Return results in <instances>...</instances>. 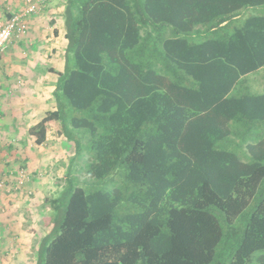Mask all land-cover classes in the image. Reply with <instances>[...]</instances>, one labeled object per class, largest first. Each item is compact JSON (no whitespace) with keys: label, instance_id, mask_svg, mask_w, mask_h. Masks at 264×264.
<instances>
[{"label":"trees","instance_id":"1","mask_svg":"<svg viewBox=\"0 0 264 264\" xmlns=\"http://www.w3.org/2000/svg\"><path fill=\"white\" fill-rule=\"evenodd\" d=\"M258 7L65 0L56 106L29 135L74 153L35 264H264Z\"/></svg>","mask_w":264,"mask_h":264},{"label":"crops","instance_id":"2","mask_svg":"<svg viewBox=\"0 0 264 264\" xmlns=\"http://www.w3.org/2000/svg\"><path fill=\"white\" fill-rule=\"evenodd\" d=\"M27 4L28 0H0V20H6ZM28 22L27 33L16 34L4 51L0 52V137H3L1 135H26L30 127L37 124L49 110L55 109L56 106L54 91L57 72L65 69L68 45L65 0H48ZM261 85L264 89V83ZM51 132L48 133L46 142L51 138ZM33 141L35 142L34 139ZM21 151L23 152V149ZM32 153V156H36L35 152ZM29 158L31 159V155ZM36 158L40 160L39 157ZM40 163L46 165L45 162ZM31 164L30 162V170L36 172V168H33ZM0 169L3 171L4 168ZM6 180L1 182L7 184ZM8 188L12 189L10 183ZM2 194L0 193V199L4 200L5 195ZM17 215L11 212L0 213V231L2 230L3 233L0 234L2 236L0 249L6 252L5 248L8 244L5 240L14 232L13 221L17 223L16 220L22 222L26 220ZM20 250L22 252L14 257L7 255L5 258H0V264H26L28 259H25V254L33 249L29 250V246L27 247L25 243L20 245Z\"/></svg>","mask_w":264,"mask_h":264},{"label":"rangeland","instance_id":"3","mask_svg":"<svg viewBox=\"0 0 264 264\" xmlns=\"http://www.w3.org/2000/svg\"><path fill=\"white\" fill-rule=\"evenodd\" d=\"M255 13H264V7L248 8L244 11L246 16ZM262 75L263 73L255 77L258 78L257 87L263 81ZM51 133V138L49 137L50 139L43 145L35 144L33 141L35 138L29 133L1 135L3 137H0V165H2L0 168H4L3 171L0 169V193L5 195V201L0 199V213L11 212V214L26 218L24 222L16 220L17 223H15L13 221L14 232L5 240L8 244L5 248L7 252L0 249V255H4L0 258H5L7 255L9 257L18 255L22 252L20 245L27 243L29 250L30 248L33 250L25 254V259H28L26 264H35L38 243L51 228L55 211L49 200L61 195L66 185L68 163L74 153L72 146L61 141L54 132ZM32 152H35L36 156H32ZM36 157L40 160L38 161ZM29 159L33 168H36V172L30 170ZM40 162H45L46 165ZM6 169L10 170L6 172ZM21 169H25L24 178ZM79 177L84 180L86 174L81 173ZM5 179L8 183L2 184L1 181ZM9 183L12 189L8 188ZM93 184H95L93 189H109L113 183L111 177H108L98 182L94 181Z\"/></svg>","mask_w":264,"mask_h":264},{"label":"built area","instance_id":"4","mask_svg":"<svg viewBox=\"0 0 264 264\" xmlns=\"http://www.w3.org/2000/svg\"><path fill=\"white\" fill-rule=\"evenodd\" d=\"M48 0H28V4L20 11L13 13L6 20H0V52L16 34H26L29 28V19L35 15ZM24 178L25 169H21ZM3 184V183H2Z\"/></svg>","mask_w":264,"mask_h":264}]
</instances>
